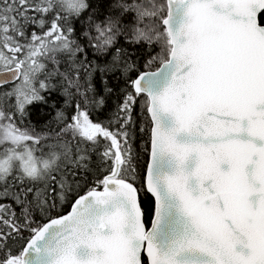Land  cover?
I'll use <instances>...</instances> for the list:
<instances>
[{
    "label": "snow or ice",
    "instance_id": "obj_1",
    "mask_svg": "<svg viewBox=\"0 0 264 264\" xmlns=\"http://www.w3.org/2000/svg\"><path fill=\"white\" fill-rule=\"evenodd\" d=\"M0 264H264V0H0Z\"/></svg>",
    "mask_w": 264,
    "mask_h": 264
}]
</instances>
